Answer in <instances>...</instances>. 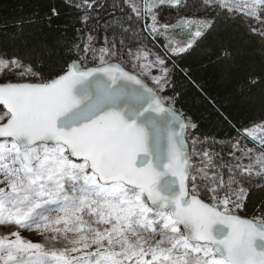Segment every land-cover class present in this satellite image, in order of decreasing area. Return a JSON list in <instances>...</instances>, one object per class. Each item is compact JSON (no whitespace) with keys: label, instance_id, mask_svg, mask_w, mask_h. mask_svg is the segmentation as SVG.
<instances>
[{"label":"snow or ice","instance_id":"1","mask_svg":"<svg viewBox=\"0 0 264 264\" xmlns=\"http://www.w3.org/2000/svg\"><path fill=\"white\" fill-rule=\"evenodd\" d=\"M15 4L0 8V264H264V202L248 214L264 192V115L236 127L181 67L215 12L172 23L160 9L181 0H62L74 17L52 38L56 0ZM206 4L264 53V0ZM241 55L222 43L209 63L264 106V67ZM178 75L235 136L198 134Z\"/></svg>","mask_w":264,"mask_h":264},{"label":"trees","instance_id":"2","mask_svg":"<svg viewBox=\"0 0 264 264\" xmlns=\"http://www.w3.org/2000/svg\"><path fill=\"white\" fill-rule=\"evenodd\" d=\"M56 2L61 6L62 16L50 33L52 38L59 35L74 17L72 10L63 7L62 0H56ZM0 8L4 10L5 16L19 15L15 12V0H0ZM213 12H215L216 29L211 36L201 42L199 48L185 57L181 62V67L190 70L191 78L205 90L209 97L215 99L216 106L228 116L231 124L239 128L254 120H259L264 115V106L259 101V90L256 92L257 101L255 103L242 104L235 94L234 84L223 76L218 66L209 63L210 53L222 43L229 44L241 50L240 62L256 71L264 67V53L261 51L259 41L248 34L245 21L235 19L226 22L222 12ZM156 44L159 47V42ZM160 50L163 51L162 48ZM177 79L183 83L182 96L177 107L182 108L200 123L199 135L215 138L221 142L228 141L230 137L236 135L229 123L217 119L211 104L204 98V95L182 76L178 75ZM262 202H264V192L257 189L252 193L248 202L249 216L259 215L256 209Z\"/></svg>","mask_w":264,"mask_h":264},{"label":"rangeland","instance_id":"3","mask_svg":"<svg viewBox=\"0 0 264 264\" xmlns=\"http://www.w3.org/2000/svg\"><path fill=\"white\" fill-rule=\"evenodd\" d=\"M210 11L211 14L213 11L219 12V10L215 9L214 7H207L206 0H181L179 8L170 7L168 5L162 6L160 9L159 18L162 22L172 23H175L180 17H186L192 20L205 19L211 16ZM156 47H158L157 44ZM251 123L252 122L249 124ZM249 146H251V143H249ZM24 235L30 238L38 239V237H33L31 233L26 232Z\"/></svg>","mask_w":264,"mask_h":264}]
</instances>
